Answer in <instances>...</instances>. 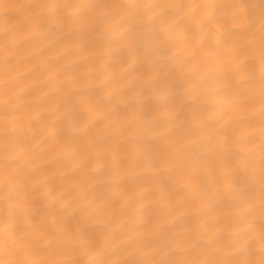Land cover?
Listing matches in <instances>:
<instances>
[{
    "label": "snow or ice",
    "instance_id": "snow-or-ice-1",
    "mask_svg": "<svg viewBox=\"0 0 264 264\" xmlns=\"http://www.w3.org/2000/svg\"><path fill=\"white\" fill-rule=\"evenodd\" d=\"M0 10L5 65L18 44L51 37L71 44L86 35L88 51L99 34L114 35L122 53L120 70L100 69L96 96L66 114L88 105L92 118L80 132L81 176L71 190L34 178L32 120L5 90L0 264H264V0H0ZM177 98L188 101L186 112L172 106ZM141 100L167 116L163 131L160 116H136ZM105 121L112 141L98 144L92 130ZM162 174L172 184L157 193L151 185ZM41 200L44 223L34 211ZM138 200L152 206H143L136 235L118 234L107 210L126 214ZM97 221L99 232L90 227Z\"/></svg>",
    "mask_w": 264,
    "mask_h": 264
},
{
    "label": "bare ground",
    "instance_id": "bare-ground-1",
    "mask_svg": "<svg viewBox=\"0 0 264 264\" xmlns=\"http://www.w3.org/2000/svg\"><path fill=\"white\" fill-rule=\"evenodd\" d=\"M16 2L27 3L30 0H16ZM63 2H75V0H63ZM93 2L187 3L192 0H93ZM228 2L244 5L253 0H228ZM2 24L3 13L0 10V25ZM90 39L91 37L85 35L71 44L63 37L20 43L17 45L19 55L9 65H5L3 56L0 55V100L3 99L7 89L17 98V102L25 107L26 118L32 120L29 134L36 156L29 160L28 167L41 185L65 190H71L78 185L81 174L77 169L74 155L86 142L80 132L92 118L89 115L88 105L74 112L70 119L66 117V114L72 111L74 103H78L85 97L96 96L99 92V81L95 77L100 69L107 65L117 68V71L120 70L114 63L122 55L113 47L116 37L99 34L97 45L85 51L87 41ZM187 102L177 98L171 104L177 112H186L187 109L183 107V104ZM154 104L155 101L137 102L136 116L147 113H151L153 118L160 116V131H163L167 116L153 111ZM115 105L121 107L120 101L115 100ZM111 110L112 105L109 104L105 112ZM3 113L4 107L0 104V121H2ZM96 115L99 119L103 118L100 113ZM106 124L107 121L100 128L92 130L98 144H107L112 141L110 132L106 130ZM2 131V123H0V133ZM0 167H2V156H0ZM97 182L103 186V181ZM171 184V179L166 174H162L158 181L151 185V189L159 193L165 185L170 187ZM105 191L114 193V189L111 188H105ZM144 205L152 206L147 200H138L135 209H129L126 214L107 210L108 218L112 221L110 227L116 229L118 234L122 229L127 236L134 237L136 235L134 229L143 220ZM46 207V203L41 200L34 210L36 219L41 223L45 221ZM190 211L185 208L178 209L179 213ZM168 219L171 220V217ZM185 221L191 223L190 217L185 216ZM47 226L49 229L55 227L51 217H47ZM104 226V221L92 222L90 225L97 232ZM191 226L195 227V224Z\"/></svg>",
    "mask_w": 264,
    "mask_h": 264
}]
</instances>
